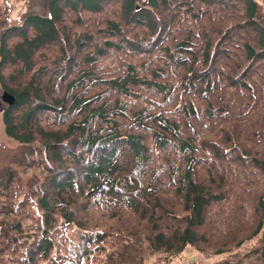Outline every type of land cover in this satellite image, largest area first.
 Wrapping results in <instances>:
<instances>
[{
  "label": "trees",
  "instance_id": "1",
  "mask_svg": "<svg viewBox=\"0 0 264 264\" xmlns=\"http://www.w3.org/2000/svg\"><path fill=\"white\" fill-rule=\"evenodd\" d=\"M263 20L258 0H49L3 20L0 264H146L259 235ZM263 257L264 237L238 264Z\"/></svg>",
  "mask_w": 264,
  "mask_h": 264
},
{
  "label": "rangeland",
  "instance_id": "2",
  "mask_svg": "<svg viewBox=\"0 0 264 264\" xmlns=\"http://www.w3.org/2000/svg\"><path fill=\"white\" fill-rule=\"evenodd\" d=\"M48 1L49 0H0V29L3 20H8L9 25L13 26L28 16L39 15L46 17L48 15ZM258 1L264 3V0ZM262 23L264 24V20ZM2 96L3 92L0 87V144L15 145V142L9 138L5 128L4 113L8 105L2 100ZM107 225L110 226V228L119 229L124 233H132L133 235L146 231L143 224L134 221L133 223H128L124 220H119L117 222L113 220L109 221ZM263 237L264 227L259 235L245 241L239 247L232 248V251L230 250V253L228 252V254L227 252L215 254L214 252L199 251L196 247L189 246L171 261L164 260L160 254H155L148 258L146 264H220L226 258H230V261L227 264H238L240 258L246 256L256 248ZM235 254L239 255V257H235ZM246 259L247 258H244L243 261ZM245 264H264V257L246 260Z\"/></svg>",
  "mask_w": 264,
  "mask_h": 264
},
{
  "label": "water",
  "instance_id": "3",
  "mask_svg": "<svg viewBox=\"0 0 264 264\" xmlns=\"http://www.w3.org/2000/svg\"><path fill=\"white\" fill-rule=\"evenodd\" d=\"M2 99L8 106H13L15 104L14 96L10 95L9 93L4 92Z\"/></svg>",
  "mask_w": 264,
  "mask_h": 264
}]
</instances>
